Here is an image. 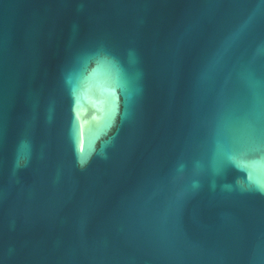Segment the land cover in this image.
<instances>
[{"label":"water","instance_id":"obj_1","mask_svg":"<svg viewBox=\"0 0 264 264\" xmlns=\"http://www.w3.org/2000/svg\"><path fill=\"white\" fill-rule=\"evenodd\" d=\"M0 264H264V0H0Z\"/></svg>","mask_w":264,"mask_h":264}]
</instances>
